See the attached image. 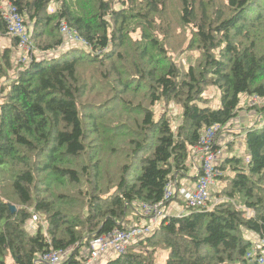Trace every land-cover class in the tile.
<instances>
[{
	"label": "trees",
	"instance_id": "16d2710c",
	"mask_svg": "<svg viewBox=\"0 0 264 264\" xmlns=\"http://www.w3.org/2000/svg\"><path fill=\"white\" fill-rule=\"evenodd\" d=\"M53 1L0 0V40L7 35L1 7L11 3L36 49L29 62L15 66L12 48H0V264L8 257L12 264H35L41 253L71 248L66 264H84L92 240L138 225L140 205L163 202L169 184L179 190L183 179H200L202 166L189 174L191 153L207 129H224L238 117L241 96L264 101V0H124L119 10L113 0H56L51 11ZM173 15L178 28L191 31L188 50L200 54L188 67L160 39H167ZM63 22L93 50L48 56L62 45ZM11 46L18 48V40ZM128 59L129 68L119 71L117 63ZM90 61L112 66L105 75L108 101L86 98L89 84L78 70ZM209 86L218 88L220 105L204 97ZM161 102L181 108L176 131L167 113L155 120L152 109ZM134 112L143 128L137 142L126 122ZM104 127L114 130L100 135ZM245 141V161L232 155L216 166L224 201L204 209L179 202L186 214L166 216L103 264H157L162 252L164 264H264V125L246 129ZM111 144L122 147L107 149ZM106 152L120 165L113 171L117 184L99 182L98 157ZM86 183L93 192L84 193L83 214H70L64 204L76 198L59 189ZM36 213L45 217V232L41 226L31 232ZM249 233L260 237V246Z\"/></svg>",
	"mask_w": 264,
	"mask_h": 264
},
{
	"label": "rangeland",
	"instance_id": "374dc122",
	"mask_svg": "<svg viewBox=\"0 0 264 264\" xmlns=\"http://www.w3.org/2000/svg\"><path fill=\"white\" fill-rule=\"evenodd\" d=\"M58 1H60V0H58ZM123 1L124 0H113L114 8L116 10L122 9ZM59 3L56 2V0H54L50 5V10L55 11L57 9V7L59 6ZM172 5H174V7H178L177 3L174 1H173ZM172 19H175L174 15H173ZM62 25H63V27L66 28V31L63 30ZM178 26H179V23L175 19L174 24L171 27L169 26L170 28H169L168 33H167V39H163V36H161L160 39L164 41L165 45L167 46V48L170 51H172V50H174V48H176L175 52L174 51L171 52L173 54V60H175L178 64L183 63L186 67H188L191 63H194L197 60V58L200 54L198 51L196 52V51L188 50L190 40L192 38L191 31L190 30L185 31L183 28H178ZM65 33L77 34V32L71 30V28L69 27V25L66 22H63L61 24V33H60V35L62 36V45L61 46H63L64 48L63 47H61L62 49L59 48L58 50L61 49V51H59V53H62L64 51H66L68 49H72V48H81V49L85 48L82 45L83 43L82 44H80V43H67L65 35H64ZM158 33H161V32H158ZM140 34H141V32L138 30L136 33L135 32L133 33V37L138 38ZM92 50L93 49L91 47L87 51L90 52ZM100 51L101 50H98L96 55L102 56L104 54V52H106L104 50L100 53ZM55 53H58V52H54V53L52 52L48 56H52ZM42 55H46V54H42ZM55 55H57V54H55ZM131 55L133 57V53H131ZM12 57H13V59L16 57L15 51L13 52ZM133 59H134V57H133ZM29 61H30V59H28L27 62H29ZM124 61L117 63L116 68H118L119 71H121V72H122V68H129V59H128V61H125V62ZM110 68H112L111 65L102 66L100 61H93V62L90 61V62H85V63L79 64L78 76H79L80 80L82 82H84V84H89L88 87L86 88L88 90V93L86 94V98L90 102H97L100 99H103L104 101L109 100V98H110L109 94L110 93H107L108 92L107 87H109L110 82L105 78V75L107 73H109ZM114 75L115 74H112L111 77H113ZM124 78H125V76H124ZM115 85L116 84L114 82L112 84V86H115ZM204 97L206 99H208V103L211 106L215 107V106L220 105V92H219L217 87L209 86L207 91L204 94ZM241 101H242L241 102V108L242 109L240 110L238 117L235 118L234 121L231 122L224 129L220 128L215 135V140H216L214 143L215 149L221 150V152H223V150L225 149V154L221 153V156L218 158V160L215 163V165H217V166H219V164L221 165L222 164L221 162L225 161L226 157L229 155H232V154L240 155L239 157L242 158L243 161H245L246 155H247V153H246L247 148H246V141H245V130L249 129L251 127L252 128L253 127H262L264 125V112L261 114L257 113L258 109H264V101L258 99L255 96L250 97L247 95L241 96ZM138 102L139 101L137 99L135 101V103L137 104ZM0 103H1V96H0ZM115 108L118 109L117 106ZM129 108H132V106L130 105ZM152 110L154 111L155 120L160 119L164 114L167 113L168 116L170 117L171 121H172V126H173V129H175V131L177 130L178 125L182 122V115H181L182 110L179 106H177L174 103H169L168 105H166L164 102H161V103H158ZM116 111H118V110H116ZM131 115L132 116L129 119L126 118V122L131 126V129L129 130L132 133L130 138L134 139L135 142H137L138 140L141 139V137L143 135V128H141L137 124L136 118L138 116V113L134 112ZM112 117H114V115ZM116 118H118V117H115V122L117 123L118 120ZM113 130H114L113 128L108 129V127H104L102 129V131L100 132V135H106L108 133L113 132ZM122 135H125V134H122ZM114 146L122 147L121 145H118V144H111V145H106V148L113 150V149L108 148V147H114ZM128 148H130V145H128ZM121 150H122V148H121ZM195 150L196 149H194L193 152L191 153L190 163H189V166L192 164L191 167L189 168V171H190L189 174L191 176L196 174L195 166H198L196 160H199V156H200V154L197 153ZM216 150H214V152ZM109 155H110V153L106 152V154L100 155V157H98V158L103 159V161L100 163V171H99V175H98V177L100 179L99 182L100 183L102 182L103 184H108V185L117 184L118 181L116 180V175L113 171H116L117 166H120V165L118 163H116L117 162L116 156L112 157L109 160V158H108ZM103 162L106 163V166H105V164H103ZM119 172H120V170L118 169V173ZM225 174L233 176V173L230 170H227ZM219 176H221V173L218 175V177ZM216 183L217 184H215V186L211 188V197H212L211 203L216 202V201H219V203H220V202L225 200V197L219 195V192L222 189L223 183L219 180L216 181ZM90 184H88V183L83 184V185L80 184V186H77V187H72V186L68 185L69 189L68 188L59 189L58 192H61V195L69 194L70 196L76 198V202L72 205L64 204L63 202H65V201L62 202V204L65 205V209L67 211H71V212H69L70 214H80V215L83 214L82 208H84V206L87 204V202L89 200V195L84 194V193H85V191H88L89 189L92 190V192H93V185H90ZM172 186L174 187V190L176 191L175 196H177L178 198H179V196L177 195L178 191H180L182 189H187V188L181 186L179 188V190H177L176 185L171 183L170 188ZM104 189H106V188H104ZM187 190H190V189H187ZM192 190H194V189H192ZM105 193H106V191H105ZM84 201L86 202V204H84V206H82L83 205L82 203ZM179 201H182L183 205L186 204V202L181 200V198L179 199ZM179 201H178V205H179ZM209 206L211 208H213V206L211 204ZM167 211L169 213L168 215H174V214H172L171 209L167 208ZM35 215H37L39 217L38 221L31 222V223L34 225V227L35 226H37V227L41 226L43 231L45 232L47 227L44 228V226L41 225V222L43 219H45V217H43L42 215L37 214V213ZM247 215L251 216L252 211L247 209ZM134 220L137 221L138 219H134ZM139 220L140 221H139L138 226H144L146 219L143 216H140ZM153 228H155V226H153ZM37 230L38 229L32 230L31 232L35 233V232H37ZM248 239L251 240L254 244L260 246L261 239L257 234L249 233ZM73 250L74 249L71 248L66 252V254L61 256L60 264H66V260L70 256V254L72 253ZM159 255H160V257H159ZM159 255H158L159 260L157 261V264H164L166 259H167V253L162 252ZM7 259L9 262L11 261L10 257H8ZM98 261L103 264V262H105V259L101 260V258H99Z\"/></svg>",
	"mask_w": 264,
	"mask_h": 264
},
{
	"label": "built area",
	"instance_id": "2783aa9c",
	"mask_svg": "<svg viewBox=\"0 0 264 264\" xmlns=\"http://www.w3.org/2000/svg\"><path fill=\"white\" fill-rule=\"evenodd\" d=\"M2 18L7 22L8 33L6 36L18 40V50L21 53L19 62H27L29 55L36 52L35 46L31 41L32 32L24 23V19L19 13L17 7L11 3L1 7ZM62 28L66 31V28ZM67 43H80L82 39L73 33H65ZM86 49H90L91 45L88 43L82 44ZM103 50L100 51V53ZM220 129L219 126H214L206 130V136L201 142V145L196 148L197 153L200 154L199 160L202 166V174L197 182L194 190L182 189L178 191L177 195L181 198L186 205L190 208L204 209L211 203V188L216 184V178L220 174L216 169L215 163L221 156V150H216L213 144L215 143V135ZM214 150H216L214 152ZM176 191L172 186L167 193L166 201H171L175 197ZM156 203L154 207L144 205L142 212L147 214L146 223L144 226L132 225L126 230L115 229L109 235L99 236L91 241L89 258L84 264H102L98 260L102 258L104 254H110L111 257L118 256L127 250L129 243L140 238L141 236L148 235L152 232L153 226L157 224L165 217L164 204ZM219 201L212 202V204H218ZM38 216H34L31 222L38 221ZM31 223L30 228H34ZM66 254L63 251H51L39 254L35 264H60L61 256ZM254 252H250L247 256L253 257ZM67 261V260H66ZM260 263H264V259L261 258Z\"/></svg>",
	"mask_w": 264,
	"mask_h": 264
},
{
	"label": "crops",
	"instance_id": "0c3cea01",
	"mask_svg": "<svg viewBox=\"0 0 264 264\" xmlns=\"http://www.w3.org/2000/svg\"><path fill=\"white\" fill-rule=\"evenodd\" d=\"M4 5H6V3L5 4H3V6ZM11 44H12V38H10V37H8V36H5L4 38H2L1 40H0V48H2V49H6V48H12V51L14 52H16V57L13 59V61L15 62V66L19 63V60H20V57H21V53L19 52V50H18V48H16V47H12L11 46ZM61 47V46H60ZM59 47V48H60ZM63 47V46H62ZM64 48V47H63ZM62 49V48H61ZM61 49L60 50H58L57 52H59V51H61ZM13 54V53H12ZM19 59V60H18ZM18 62V63H17ZM247 153V152H246ZM222 154H225V149L223 150V152H222ZM232 154V153H231ZM232 155H234V154H232ZM232 155H229V156H232ZM235 156H240V155H236L235 154ZM228 157V156H227ZM226 157V158H227ZM197 161V165L198 166H201V163H200V160H196ZM198 166H195V170H196V172H197V169H198ZM195 178H191V179H189V178H185V179H183V181H182V187H185V188H187V189H190V190H192V189H194V187H195ZM181 204H183V202L182 201H179ZM181 204H179L178 205V202H173L169 207H168V209H171V211H172V214H176V215H182V214H186V211H185V209H184V207L181 205ZM169 211V210H168ZM168 211H167V213H168ZM169 214V213H168ZM110 254H104L103 255V257L101 258V260H103V259H109L110 258ZM10 259H11V261L9 262L8 261V259H7V263L8 264H12L13 263V260H12V258L10 257Z\"/></svg>",
	"mask_w": 264,
	"mask_h": 264
},
{
	"label": "bare ground",
	"instance_id": "6f19581e",
	"mask_svg": "<svg viewBox=\"0 0 264 264\" xmlns=\"http://www.w3.org/2000/svg\"><path fill=\"white\" fill-rule=\"evenodd\" d=\"M3 20H4V19H3ZM4 22H5V26H6V33H8L7 22H6L5 20H4ZM205 136H206V131H205V132L203 133V135H202V138H201V141H200L199 146L201 145V142L203 141V139L205 138ZM199 146H198V147H199ZM196 148H197V147H196ZM196 148H195V149H196ZM195 151L197 152V150H195ZM198 181H199V180H198ZM198 181H197V182H198ZM197 182H196V184H195L194 189L196 188ZM170 185H171V184H169V185L166 187V189H165V197H164V201L161 202V205L166 201V196H167L168 191L170 190ZM165 203H166V202H165ZM144 205H147V204H142V205H140V207H139V209H140V210H139V213H140V215L143 216V217H148L147 214H144V213L142 212V210H143V206H144ZM164 205H165V204H164ZM150 206L154 207L155 204H153V205L150 204ZM163 210H164V213H165V217L168 216L167 208L165 209V207H164ZM35 216H37V215H35ZM33 217H34V216H33ZM165 217H164V218H165ZM164 218H163V219H164ZM32 219H33V218H32ZM145 219H146V218H145ZM163 219H162V220H163ZM162 220H161V221H162ZM31 221H32V220H30V222H29V226H30V224H31ZM161 221H160V222H161ZM160 222H159V223H160ZM145 223H146V222H145ZM33 227H34V226H33ZM30 229H31V230H36V229H37V226H35L34 228H30ZM141 238H143V236H141ZM114 257H115V256H114Z\"/></svg>",
	"mask_w": 264,
	"mask_h": 264
},
{
	"label": "water",
	"instance_id": "95a60500",
	"mask_svg": "<svg viewBox=\"0 0 264 264\" xmlns=\"http://www.w3.org/2000/svg\"><path fill=\"white\" fill-rule=\"evenodd\" d=\"M15 209H16V208H15L14 206L11 207V210H12L13 212L15 211Z\"/></svg>",
	"mask_w": 264,
	"mask_h": 264
},
{
	"label": "clouds",
	"instance_id": "9594fccd",
	"mask_svg": "<svg viewBox=\"0 0 264 264\" xmlns=\"http://www.w3.org/2000/svg\"><path fill=\"white\" fill-rule=\"evenodd\" d=\"M61 47H62V46H61ZM61 47H60V48H61ZM68 50H69V49H68ZM66 51H67V50H66ZM64 52H65V51H64ZM62 53H63V52H62Z\"/></svg>",
	"mask_w": 264,
	"mask_h": 264
}]
</instances>
